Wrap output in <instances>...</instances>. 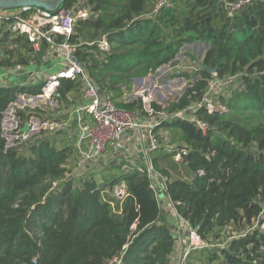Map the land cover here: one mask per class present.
Here are the masks:
<instances>
[{
	"label": "trees",
	"instance_id": "1",
	"mask_svg": "<svg viewBox=\"0 0 264 264\" xmlns=\"http://www.w3.org/2000/svg\"><path fill=\"white\" fill-rule=\"evenodd\" d=\"M157 1L66 0L61 9L88 15L69 39L55 41L75 46L102 96L141 116L147 115L142 98L127 97L132 80L180 65L171 76L189 81L184 94L152 107L172 116L194 106L188 115L208 132L193 120L169 119L155 130L159 147L149 159L179 216L209 245L192 251L185 264H264V0H251L232 16L225 1L237 0H173L153 16ZM13 22H0V70L39 67L48 44L36 53L27 36L5 35ZM102 37L109 51L97 44ZM197 45L207 46L200 61L187 49ZM183 52L190 58L184 64L177 60ZM188 64L195 72L181 69ZM40 72L33 82L0 86V264H174L176 220L152 188L143 158H130L127 147L99 171L67 177L80 160L79 137L70 131L78 127L72 113L83 101L81 77L60 81L53 95L59 115L42 103L18 110L25 122L36 116L72 128L6 148L3 113L20 95L43 93L47 77ZM231 77L214 96V110L199 105L211 82ZM178 150L187 151L183 163L174 159ZM121 180L128 188L123 202L110 196Z\"/></svg>",
	"mask_w": 264,
	"mask_h": 264
},
{
	"label": "built area",
	"instance_id": "2",
	"mask_svg": "<svg viewBox=\"0 0 264 264\" xmlns=\"http://www.w3.org/2000/svg\"><path fill=\"white\" fill-rule=\"evenodd\" d=\"M251 3V0H237L235 2L225 1V8L229 11V16L242 7ZM173 7V0H158L155 3L153 16L160 13L162 10L170 9ZM31 7H25L17 10H2L0 9V22L13 20V24L5 35L22 34L27 36L29 42L32 44L33 50L39 53L43 43H47L49 48L44 57L42 58L41 67L44 63L50 60H59L60 66L58 71L54 74L47 76V80L43 86V93L39 96H26L20 95L18 100L11 104L9 108L3 113L1 122L2 136L6 139V148H13L19 146L34 136L51 135L61 129L70 128L69 122H60L53 120H41L33 116L29 121L25 122L18 115V110H24L29 107L36 109L39 103L50 105L53 110L59 111V102L53 95L60 81L63 79H75L81 77L84 81V96L83 101L78 104V107L73 110L72 116L78 118L79 122L83 114H89L92 120V125L88 126L81 124L82 138L87 139L86 143L80 149V160L78 168L75 169L79 175L74 173L68 174V178L82 176L86 173L100 170L103 164L106 165V154L111 155V159L116 157V153L125 150L129 147L131 141H139L141 144L140 153L144 155L147 164V170L152 178V188H154L157 196L166 204L167 211L176 220L178 244L176 252L173 256L174 264H185V260L194 250L208 248L209 245L202 240L196 230L190 224L182 219L174 204L169 200L166 195L165 181L153 169L149 154L154 152L159 147V142L155 130L160 127L165 121L169 119H181L185 121H195L197 127L206 134L208 126L205 122L197 120L194 116L188 115V110H194L193 107L177 112L172 116H168L165 112L156 111L152 107V103H156L165 107L163 102H158L153 98V94H147V89L140 90L139 98H142L146 116L138 115L135 112L126 111L116 107L114 102L107 96H102L96 84L89 78L86 73L85 67L79 66L74 55L75 46L70 45L68 42L61 44L56 43L55 37L62 36L69 39L73 34L75 24L79 18H85L88 12L79 9L75 13L74 10H58L56 12H47L37 9L31 13ZM30 13L29 17L22 16L23 14ZM99 47L103 51H109L110 45L106 38L99 42ZM182 54L177 58L179 61ZM190 61L189 56H186L183 63ZM58 63V64H59ZM180 65L168 64L156 70L157 77L166 71L167 74L177 73ZM25 68L17 66L12 69L0 70V86H8L13 81H10V76L14 73L23 72ZM37 73H28L29 79H26L24 84L36 80ZM236 77H231L228 80H215L210 83V88L205 94L200 106H206L210 110L215 109L213 104L214 96L220 92L222 87L227 86L235 81ZM157 81V79H156ZM158 82V81H157ZM158 90L161 86L158 83ZM142 94V95H141ZM184 94V93H183ZM182 94V95H183ZM141 95V96H140ZM181 95V96H182ZM59 97V94H57ZM180 96V97H181ZM135 97V98H137ZM178 97L177 99H179ZM165 102V101H164ZM60 114L56 112V116ZM29 124L28 133L22 132V128ZM186 150H178L175 153L174 159L179 163H183ZM111 161V160H110ZM128 171L129 167L123 168ZM74 171V170H73ZM75 175V176H73ZM162 193V195H160ZM128 188L124 180L119 181L110 190V196L116 200L123 202L127 198ZM244 234V233H243ZM118 259H115L111 264H119Z\"/></svg>",
	"mask_w": 264,
	"mask_h": 264
},
{
	"label": "rangeland",
	"instance_id": "3",
	"mask_svg": "<svg viewBox=\"0 0 264 264\" xmlns=\"http://www.w3.org/2000/svg\"><path fill=\"white\" fill-rule=\"evenodd\" d=\"M75 11H76L75 13L78 14L77 10H75ZM78 19H79V17H78ZM187 49L189 50V52H195L196 60L200 61L203 54H204V51L207 49V46L206 45L190 46V47H187ZM186 56L187 55L183 52L182 57H180V59H179V62L183 63ZM195 65H197L196 62H195ZM184 67L185 68L182 67L181 69L185 70L186 72H188L190 74L195 72V68L192 66H189V64L184 66ZM37 68L38 67L30 66V67H27L23 72L14 73L10 76V81L16 80L17 78H19V76H23L22 80L29 79L28 73H34L37 70ZM166 74H167V72L163 71L158 77H156V76L152 77L153 81H156V79H157L159 85L162 88L160 91L161 93L159 95H158L157 91H155L153 89V83L152 82H150L148 84L144 83L143 86H140L139 83L133 79L132 80L133 92L130 95L128 94L127 97L130 98L132 96L134 98V97L139 96L138 92H140V90L142 89L141 87H143V88L147 89V94H153L154 99H156L158 102L159 101L163 102L165 105L167 102L177 99L178 97H180L185 92L186 88L188 87L189 81L185 77H181V76L172 77L171 75L174 76L175 72H174V74H169V75H166ZM226 87L227 86H224V87H222V89H225ZM49 114L52 115V112ZM77 124H78L77 131L71 130L70 133L76 132V134L78 135V137H79V145L78 146L80 149L81 147L84 146V144L86 143V140H87L85 138H82L81 124L91 126L92 120H91L90 115L87 113L85 119H83V120L81 119V121L80 122L78 121ZM70 128H72V127H70ZM134 143H133V145L130 144L128 147L131 149V153L129 155L130 158H135L134 157L135 153L136 152L139 153V150H140V148L137 145H134ZM136 143L139 145L141 144L139 141H136ZM127 152H130V150H127L126 153ZM105 160H107L106 164L109 163L110 160H112L111 155L106 154ZM104 165L105 164H103L102 166H104ZM77 168H78V166L76 167V169ZM74 172H75V170L72 171L70 174H72ZM74 174L79 175V173L77 171ZM75 175H73V176H75Z\"/></svg>",
	"mask_w": 264,
	"mask_h": 264
},
{
	"label": "water",
	"instance_id": "4",
	"mask_svg": "<svg viewBox=\"0 0 264 264\" xmlns=\"http://www.w3.org/2000/svg\"><path fill=\"white\" fill-rule=\"evenodd\" d=\"M66 0H0V9L2 10H17L25 7H31L35 9H40L47 12H56L60 10ZM76 63L83 67V64L75 59ZM41 66L37 68V71H40ZM203 69H207L212 73H216V69H211L207 66H203ZM30 125L26 124L22 128V132L27 134ZM30 264H36L34 261L30 262Z\"/></svg>",
	"mask_w": 264,
	"mask_h": 264
},
{
	"label": "crops",
	"instance_id": "5",
	"mask_svg": "<svg viewBox=\"0 0 264 264\" xmlns=\"http://www.w3.org/2000/svg\"><path fill=\"white\" fill-rule=\"evenodd\" d=\"M85 10V9H84ZM85 11H87L88 12V10H85ZM103 39V37L101 38V39H99L98 41H97V44H99V42H100V40H102ZM91 44H93V43H91ZM110 49H111V47H110ZM59 63V60H50L48 63H47V66H44V65H42V67H43V69H42V67L40 68V70H41V72L40 73H43L46 77L48 76V75H50V74H54L56 71H58V69H59V66H60V63ZM33 66V65H32ZM38 71L36 70L34 73H37ZM154 76H156L157 77V73H149L148 75H146L145 77H143V78H135L134 80L136 81V82H138L139 83V85L140 86H143V84L145 83V84H148V83H150V82H152L153 83V89L155 90V91H157V93H158V95L161 93L160 91L161 90H158L159 89V87H158V82L157 81H153V79H152V77H154ZM22 78H23V76H19V78H17L16 80H14L13 81V83H15V84H24L25 82H27V81H25V80H22ZM142 89H143V87H141ZM135 91V90H134ZM133 92V91H132ZM131 98L132 99H134L132 96H131ZM135 142V143H134ZM133 143H134V145H137L139 148H141L142 146L141 145H139V144H137L136 143V141H131L130 142V144H132L133 145ZM140 151L141 150H139V153L138 152H136L135 153V156L134 157H141V158H143L144 159V155H142L141 153H140ZM134 159H132V161H131V163L132 164H134ZM144 162H145V159H144ZM146 163V162H145ZM147 165V164H146Z\"/></svg>",
	"mask_w": 264,
	"mask_h": 264
}]
</instances>
